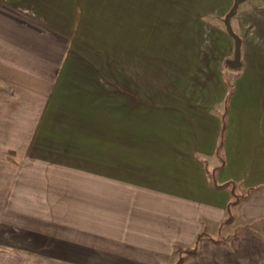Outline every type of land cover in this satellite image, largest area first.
<instances>
[{"label":"crops","instance_id":"obj_1","mask_svg":"<svg viewBox=\"0 0 264 264\" xmlns=\"http://www.w3.org/2000/svg\"><path fill=\"white\" fill-rule=\"evenodd\" d=\"M249 4L232 70L234 0H0V264H174L201 233L220 243L184 264H264V6Z\"/></svg>","mask_w":264,"mask_h":264},{"label":"trees","instance_id":"obj_2","mask_svg":"<svg viewBox=\"0 0 264 264\" xmlns=\"http://www.w3.org/2000/svg\"><path fill=\"white\" fill-rule=\"evenodd\" d=\"M235 77H236V75L228 74L225 78V82H226V85L228 88V92H227V96L225 98V104H224L225 105V111H226V104H227L228 98L230 97L231 90H232V81L235 79ZM224 118H225V112H224V115L222 118L223 122H222L221 133H220L221 137H220L219 145L217 147V153H219L222 149V138H223V135L225 132ZM226 186L227 185H224L223 187H226ZM233 197H234V200L228 204V207H227L228 218H227V220H225L224 224H228V223L232 222L233 218L231 216V208L233 206H236L237 204H239L243 200V197L237 196L235 194H233ZM204 240H207L212 244L220 243V240L211 239L208 236H206L204 233L203 234L201 233L196 237L193 248H190V249L177 248V252H176L177 253V260L174 264H184V262L187 259L197 257L199 254L200 243Z\"/></svg>","mask_w":264,"mask_h":264},{"label":"water","instance_id":"obj_3","mask_svg":"<svg viewBox=\"0 0 264 264\" xmlns=\"http://www.w3.org/2000/svg\"><path fill=\"white\" fill-rule=\"evenodd\" d=\"M241 1L242 0H234V6H233L232 10L224 18V25H225L226 33L234 41L233 60L228 64V67L232 70H238L241 66V63H240L241 41H240L239 37L231 29L230 19L235 15L237 8H238Z\"/></svg>","mask_w":264,"mask_h":264},{"label":"rangeland","instance_id":"obj_4","mask_svg":"<svg viewBox=\"0 0 264 264\" xmlns=\"http://www.w3.org/2000/svg\"><path fill=\"white\" fill-rule=\"evenodd\" d=\"M250 2H252V3H250ZM247 3L249 4V5H253V6H255V5H258V4H260V5H263L264 6V0H247ZM245 4V0L244 1H242L240 4H239V6H238V8H237V12L236 13H238L239 12V10H241V7H242V5H244ZM232 24L234 23V18L232 19ZM223 27H224V25H223ZM232 27H233V29H234V26L232 25ZM228 216H226V218H227ZM234 217H237L236 215H234ZM240 224H239V220H238V218H237V220H236V223H235V227H224V229H223V232L225 233V232H228V231H230L229 233H235V232H237L238 231V226H239ZM211 233H213V238H217L218 236L217 235H215L214 233H216V232H214V230H212L211 231ZM221 235L223 236L224 234L221 232ZM218 239H223V237H219ZM190 248H193V246H191V247H189V248H187V249H190Z\"/></svg>","mask_w":264,"mask_h":264}]
</instances>
